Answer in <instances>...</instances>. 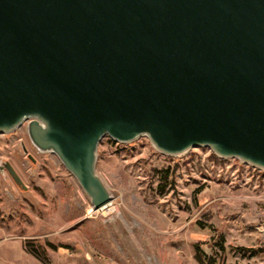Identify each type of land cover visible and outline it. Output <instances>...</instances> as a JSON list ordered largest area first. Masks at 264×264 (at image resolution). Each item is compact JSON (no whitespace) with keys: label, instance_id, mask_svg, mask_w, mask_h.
<instances>
[{"label":"water","instance_id":"water-1","mask_svg":"<svg viewBox=\"0 0 264 264\" xmlns=\"http://www.w3.org/2000/svg\"><path fill=\"white\" fill-rule=\"evenodd\" d=\"M23 123L94 209L104 136L264 169V0H0V134Z\"/></svg>","mask_w":264,"mask_h":264},{"label":"rangeland","instance_id":"rangeland-1","mask_svg":"<svg viewBox=\"0 0 264 264\" xmlns=\"http://www.w3.org/2000/svg\"><path fill=\"white\" fill-rule=\"evenodd\" d=\"M5 161L26 189L0 169V264H200L196 245L215 264H264V169L237 158L203 146L167 155L146 136H104L95 170L113 211L93 208L57 156L31 143L26 123L0 134Z\"/></svg>","mask_w":264,"mask_h":264},{"label":"trees","instance_id":"trees-1","mask_svg":"<svg viewBox=\"0 0 264 264\" xmlns=\"http://www.w3.org/2000/svg\"><path fill=\"white\" fill-rule=\"evenodd\" d=\"M30 243L29 242H26L24 244L26 250L28 252H30L33 256H35L37 259H39L40 261H46L45 260V256L43 255V253L39 252L36 247H34L33 245H29ZM195 257L197 259V261L200 263V264H215L213 262V259H205V255L200 251L199 247L196 245L195 246ZM205 260H208V261H205Z\"/></svg>","mask_w":264,"mask_h":264},{"label":"bare ground","instance_id":"bare-ground-1","mask_svg":"<svg viewBox=\"0 0 264 264\" xmlns=\"http://www.w3.org/2000/svg\"><path fill=\"white\" fill-rule=\"evenodd\" d=\"M111 204H110V202H108L107 204H105L104 206H102V207H100V208H98V209H103V208H107V209H109V210H112V209H114V206H110ZM108 206H110V207H108ZM113 211V210H112Z\"/></svg>","mask_w":264,"mask_h":264}]
</instances>
